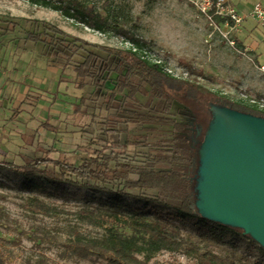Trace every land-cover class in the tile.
Instances as JSON below:
<instances>
[{"label": "rangeland", "instance_id": "rangeland-1", "mask_svg": "<svg viewBox=\"0 0 264 264\" xmlns=\"http://www.w3.org/2000/svg\"><path fill=\"white\" fill-rule=\"evenodd\" d=\"M80 1L90 3L113 27L98 31L60 10L29 0H0V206L10 217L9 228H0V255L5 264H23L25 259L41 253L52 264H108L100 258L62 259L58 256L60 248L48 243L38 246L28 235L36 226L62 234L69 225H76L86 235L100 236L116 223L105 213L120 205L163 220L177 237L222 256L232 255L239 264H264V251L255 240L212 223L182 217L156 203L153 191H131L122 196L116 188L88 190L36 176L28 179L2 166V161L23 164L26 155L79 164L95 148L123 141L126 135L134 139L145 134L139 126L124 123L119 124L121 132L108 133V111L99 103L83 104L74 111L85 92L76 87L72 66L85 51L80 50L79 56H73L64 67L54 50L26 39L27 32L34 29L33 19L49 21L91 43L127 48L131 42L115 28L122 27L145 41L141 53L147 59L160 62L175 76L232 100L264 108V74L259 70L264 63V27L255 20L229 30L225 37L223 33L228 28L219 19H209L187 0ZM140 99L143 102L145 98ZM188 111L178 103L171 109L181 122L190 123L188 115H192L188 141L198 150L203 139L201 121ZM43 123H47V129ZM144 151L145 147L131 145L128 155ZM31 198L63 212L52 216L35 214L26 207ZM80 209L99 216L96 221L80 219ZM179 262L198 264L197 257L184 250H161L150 258L152 264Z\"/></svg>", "mask_w": 264, "mask_h": 264}, {"label": "trees", "instance_id": "trees-1", "mask_svg": "<svg viewBox=\"0 0 264 264\" xmlns=\"http://www.w3.org/2000/svg\"><path fill=\"white\" fill-rule=\"evenodd\" d=\"M29 1L60 10L98 31L113 27L88 2ZM32 22L34 29L27 32L26 39L34 45L41 44L54 50L55 57L64 62V67L73 56H79L80 50L85 51L83 55L80 53L82 58L72 66L76 87L85 92L74 111H79L83 104L90 106V102L99 103L108 111V124L105 127L108 133L121 132L119 124L124 123L139 126L145 134L136 135L134 139L126 135L123 141L117 140L104 148H95L79 164L49 156L26 155L23 156V164L2 161V166L28 179L36 176L88 190L116 188L122 196H128L131 191H153L152 199L156 203L182 217L212 223L253 240L242 229L220 224L202 214V146L213 118L214 106L229 107L261 117H264V108L248 101L232 100L197 82L175 76L160 62L147 59L141 53L145 41L122 27L115 26L131 42L127 48L88 42L43 19H33ZM140 97L145 98L143 102ZM257 97L260 98V95ZM174 103L199 117L203 139L198 150L188 141L192 115L188 113L190 123L178 121L171 113ZM43 126L48 128L47 123H43ZM131 145L145 147V151L130 157L128 148ZM46 152L49 154L50 150ZM135 156H141V159ZM26 207L42 216L63 212L38 198H31ZM78 212L80 219L96 221L99 216L87 209ZM105 214L106 218L116 223L100 236L86 235L76 225H69L62 234L36 226L30 229L28 236L38 246L48 243L60 248L58 256L62 259L100 258L108 264H152L150 258L158 251L184 250L196 256L198 264H239L232 255L222 256L177 237L165 221L151 218L137 209L120 205ZM9 219L8 213L0 206V228H9ZM260 248L264 251L263 247ZM0 264H5L1 255ZM23 264L52 263L47 255L41 253L35 258L25 259Z\"/></svg>", "mask_w": 264, "mask_h": 264}, {"label": "water", "instance_id": "water-1", "mask_svg": "<svg viewBox=\"0 0 264 264\" xmlns=\"http://www.w3.org/2000/svg\"><path fill=\"white\" fill-rule=\"evenodd\" d=\"M202 153V214L264 248V117L214 106Z\"/></svg>", "mask_w": 264, "mask_h": 264}, {"label": "built area", "instance_id": "built-area-1", "mask_svg": "<svg viewBox=\"0 0 264 264\" xmlns=\"http://www.w3.org/2000/svg\"><path fill=\"white\" fill-rule=\"evenodd\" d=\"M187 1L209 19H219L220 24L228 28L226 33H223L225 37H227V32H229V30L237 29V27L241 26L247 17L255 20L264 27V1L254 2L251 9L246 14L226 0ZM233 42L232 40L230 41L231 44H233ZM259 70L264 74V63L259 66Z\"/></svg>", "mask_w": 264, "mask_h": 264}, {"label": "crops", "instance_id": "crops-1", "mask_svg": "<svg viewBox=\"0 0 264 264\" xmlns=\"http://www.w3.org/2000/svg\"><path fill=\"white\" fill-rule=\"evenodd\" d=\"M228 1L229 3H231L232 5H234L237 9H239L240 11H242L243 13H248L249 10L251 9L252 5L254 2L256 1H264V0H226ZM248 20H250L249 17H247L243 24L245 22H247ZM1 86V84H0ZM2 87V86H1Z\"/></svg>", "mask_w": 264, "mask_h": 264}]
</instances>
